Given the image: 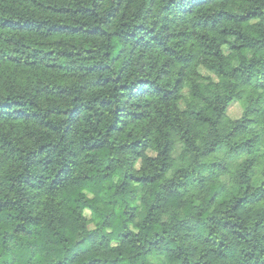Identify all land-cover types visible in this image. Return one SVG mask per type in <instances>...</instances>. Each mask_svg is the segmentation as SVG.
Wrapping results in <instances>:
<instances>
[{"label": "trees", "instance_id": "16d2710c", "mask_svg": "<svg viewBox=\"0 0 264 264\" xmlns=\"http://www.w3.org/2000/svg\"><path fill=\"white\" fill-rule=\"evenodd\" d=\"M0 264H264V0H0Z\"/></svg>", "mask_w": 264, "mask_h": 264}, {"label": "rangeland", "instance_id": "374dc122", "mask_svg": "<svg viewBox=\"0 0 264 264\" xmlns=\"http://www.w3.org/2000/svg\"><path fill=\"white\" fill-rule=\"evenodd\" d=\"M202 73L209 75L207 71L204 69L201 70ZM242 106L239 103H234L229 109H228V116L232 119H238L242 116Z\"/></svg>", "mask_w": 264, "mask_h": 264}]
</instances>
